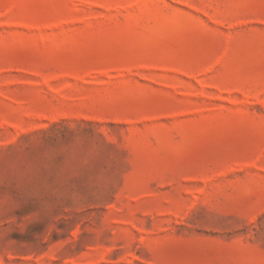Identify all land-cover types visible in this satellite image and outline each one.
<instances>
[{"label": "rangeland", "instance_id": "obj_1", "mask_svg": "<svg viewBox=\"0 0 264 264\" xmlns=\"http://www.w3.org/2000/svg\"><path fill=\"white\" fill-rule=\"evenodd\" d=\"M0 264H264V0H0Z\"/></svg>", "mask_w": 264, "mask_h": 264}]
</instances>
